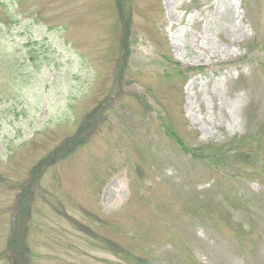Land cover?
<instances>
[{
	"label": "rangeland",
	"instance_id": "1",
	"mask_svg": "<svg viewBox=\"0 0 264 264\" xmlns=\"http://www.w3.org/2000/svg\"><path fill=\"white\" fill-rule=\"evenodd\" d=\"M6 2L0 264H264V0Z\"/></svg>",
	"mask_w": 264,
	"mask_h": 264
},
{
	"label": "trees",
	"instance_id": "2",
	"mask_svg": "<svg viewBox=\"0 0 264 264\" xmlns=\"http://www.w3.org/2000/svg\"><path fill=\"white\" fill-rule=\"evenodd\" d=\"M5 4L7 5L8 3L6 2V0H0V6H5ZM121 7H123L121 4H120ZM16 23H18V21H16ZM120 92V91H119ZM96 114H93V116H95ZM84 128H87L86 131L89 129V127H84ZM170 137L171 139H175L176 143H180V137L176 135V133L174 132V130L172 128H170ZM186 149L190 152L191 151V148L187 147L186 146ZM249 154H253L254 152H248ZM18 255V254H17ZM7 258V257H11V254L9 252H0V259H3V258Z\"/></svg>",
	"mask_w": 264,
	"mask_h": 264
},
{
	"label": "bare ground",
	"instance_id": "3",
	"mask_svg": "<svg viewBox=\"0 0 264 264\" xmlns=\"http://www.w3.org/2000/svg\"><path fill=\"white\" fill-rule=\"evenodd\" d=\"M124 82H127V79H126V81H123V82H119V83H117V87L119 88V89H121V85H122V83H124ZM112 99V98H111Z\"/></svg>",
	"mask_w": 264,
	"mask_h": 264
}]
</instances>
